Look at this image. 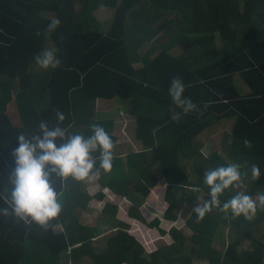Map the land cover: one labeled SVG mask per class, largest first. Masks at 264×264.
<instances>
[{
	"label": "trees",
	"instance_id": "16d2710c",
	"mask_svg": "<svg viewBox=\"0 0 264 264\" xmlns=\"http://www.w3.org/2000/svg\"><path fill=\"white\" fill-rule=\"evenodd\" d=\"M101 8L114 11L109 25L97 17ZM53 18L61 23L48 33ZM46 48L57 49L59 67L44 70L35 63ZM176 77L183 96L197 105L179 122L170 118L168 92ZM100 98L129 101L126 110L143 148L113 154L111 171L100 169L99 187L136 204L125 211L106 202L98 220L114 226L99 239V224L81 215L106 193L53 175L60 214L47 229L0 215V264H264L258 201L264 194V0H0V195L11 187L18 137L35 135L41 121L55 127L58 110L66 132L87 137L99 124L115 148V120L98 117ZM9 103L18 123L7 113ZM224 120L233 124L222 135V150L206 155L200 141ZM232 163L242 166L241 180L219 196V208L198 218L193 207L210 199L205 172ZM253 164L259 179L252 177ZM239 192L257 201L251 219L220 210ZM185 203L190 208L181 214ZM182 224L192 230L189 237ZM154 229L172 242L152 249Z\"/></svg>",
	"mask_w": 264,
	"mask_h": 264
},
{
	"label": "clouds",
	"instance_id": "9594fccd",
	"mask_svg": "<svg viewBox=\"0 0 264 264\" xmlns=\"http://www.w3.org/2000/svg\"><path fill=\"white\" fill-rule=\"evenodd\" d=\"M61 21L53 18L47 25L46 31L53 33L59 27ZM39 35V33H37ZM35 63L44 70L55 69L60 66L57 49H43L34 57ZM185 86L179 77L173 78L168 89L173 108H170L171 120L179 122L182 115H186L197 108V105L183 96ZM181 109L177 112L175 109ZM57 125L49 128L46 121H41L39 131L35 135L18 137V146L13 150L12 156L15 167L7 177L10 190L5 189L6 195H0L7 207L0 208V215L14 216L25 223L32 221L45 229L49 222L58 217L62 205L58 202L57 191L52 183V177L66 181L69 177L77 181H83L90 176L98 177L100 169L111 171L114 144L110 136L99 124L92 125V134L85 137L81 134L66 132L59 125L65 120V116L59 110L56 112ZM158 129H154L155 132ZM61 143L57 145V140ZM245 147L251 148L252 144L244 140ZM99 152V157L93 154ZM99 160V168L95 165ZM241 165L232 163L228 166L206 171L204 183L209 186V200L203 205L197 204L193 212L198 218L212 210V207H220L219 196L241 180ZM253 179L260 178L258 165L251 166ZM259 207L264 208V194L258 196ZM221 211L231 210L234 216L243 214L251 219L257 210V201L251 196L239 192L223 204Z\"/></svg>",
	"mask_w": 264,
	"mask_h": 264
},
{
	"label": "rangeland",
	"instance_id": "374dc122",
	"mask_svg": "<svg viewBox=\"0 0 264 264\" xmlns=\"http://www.w3.org/2000/svg\"><path fill=\"white\" fill-rule=\"evenodd\" d=\"M113 9L111 8H101L97 11V17L99 20L103 21L106 25H109L111 17L113 16ZM146 47L142 49V51L145 50ZM97 113L99 114L98 117H112L115 120V125L113 128V133L117 135L118 139L115 145V148L113 150V154L115 155H124L127 151L130 150H136L139 151L143 148L141 142L136 139L135 137V127L136 122L134 117L128 113L126 108L129 106V101L122 99V98H115L112 100H106V99H98L97 103ZM7 113L9 117L13 120L14 123H18L19 118L17 115V112L15 110V105L12 103L8 104ZM104 117V118H105ZM233 121L224 120L221 122L218 127L219 129L213 130L211 137L207 138L204 142L200 141V148L206 155H210L213 151L219 150L221 151L222 147V135L224 132L230 133L231 127H232ZM230 135V134H229ZM230 137V136H229ZM231 139V137H230ZM102 175V173H100ZM99 175V176H100ZM191 178H194V175L192 171H190ZM98 177H92L85 179L83 181L84 186L87 188V190L91 191L92 193H96L100 190L101 187H99L98 183ZM106 193V198L104 201H99L98 199H93L90 202V206L87 210L82 212L81 220L87 224L91 225H98L100 226V234L99 239L103 238L106 234L107 230H110L114 225L112 222H106V221H99L98 217L100 215V212L105 205L106 202H113L114 204H118L123 210L128 211L130 206L133 204H136V202L127 196H116L113 191H111L108 188H101ZM119 195V194H118ZM138 199V197L136 196ZM144 199L140 197L139 202H143ZM137 201V203H139ZM190 208V203H185L182 205V209L179 211L181 214L188 212ZM254 216V215H253ZM252 216V217H253ZM104 220V219H102ZM183 226V232L186 236H190L192 234V230L185 226L184 224L180 225V227ZM155 233L153 237L154 244H151V248L154 249L155 247L159 246L163 242H172V238L170 235H162L158 232V230L154 229ZM224 235V236H223ZM228 232L223 231L221 235V239L225 240L227 238ZM249 240L245 241V244H249ZM103 242H99L98 245L102 246ZM218 249H224V244L221 241H216L215 244ZM74 264V263H73ZM194 264H208L205 260H196L194 261Z\"/></svg>",
	"mask_w": 264,
	"mask_h": 264
},
{
	"label": "crops",
	"instance_id": "0c3cea01",
	"mask_svg": "<svg viewBox=\"0 0 264 264\" xmlns=\"http://www.w3.org/2000/svg\"><path fill=\"white\" fill-rule=\"evenodd\" d=\"M115 195H116V196H120V195H118V194H116V193H115ZM105 198H106V196H105ZM105 198H104V200H105ZM104 200H102V201H104Z\"/></svg>",
	"mask_w": 264,
	"mask_h": 264
}]
</instances>
